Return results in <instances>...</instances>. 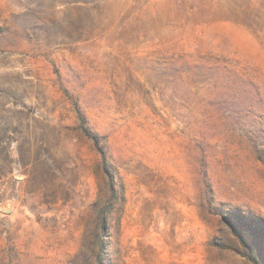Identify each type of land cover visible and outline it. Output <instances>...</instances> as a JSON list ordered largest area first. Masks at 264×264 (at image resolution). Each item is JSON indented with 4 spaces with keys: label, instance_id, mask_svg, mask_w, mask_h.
Masks as SVG:
<instances>
[{
    "label": "rangeland",
    "instance_id": "obj_1",
    "mask_svg": "<svg viewBox=\"0 0 264 264\" xmlns=\"http://www.w3.org/2000/svg\"><path fill=\"white\" fill-rule=\"evenodd\" d=\"M0 264H264V0H0Z\"/></svg>",
    "mask_w": 264,
    "mask_h": 264
},
{
    "label": "trees",
    "instance_id": "obj_2",
    "mask_svg": "<svg viewBox=\"0 0 264 264\" xmlns=\"http://www.w3.org/2000/svg\"><path fill=\"white\" fill-rule=\"evenodd\" d=\"M104 157V156H103ZM105 163V162H104ZM106 164V163H105ZM105 221V220H104Z\"/></svg>",
    "mask_w": 264,
    "mask_h": 264
}]
</instances>
